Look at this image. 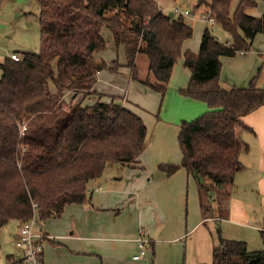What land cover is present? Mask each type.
Returning <instances> with one entry per match:
<instances>
[{
  "label": "trees",
  "instance_id": "obj_1",
  "mask_svg": "<svg viewBox=\"0 0 264 264\" xmlns=\"http://www.w3.org/2000/svg\"><path fill=\"white\" fill-rule=\"evenodd\" d=\"M232 1H195L196 8L206 4L232 41H220L206 26L198 52H184L190 78L181 93L204 102L207 110L180 121V162L158 165L167 175L183 167L193 177L204 218L225 212L229 187L243 169L244 144L237 129L246 127L244 115L264 104V87L256 85V77L247 87L225 88L219 82L220 56L246 52L256 34H264V13L246 12L258 0H237L234 9ZM38 3L40 50L0 63V230L9 220L21 222L35 213L41 223L60 216L66 204L85 203L89 183L107 165H129L143 151V119L122 105L121 97L103 100L94 89L98 71H116L120 64L97 61L94 53L109 42L122 46L131 77L162 100L182 43L193 32L185 16L164 14L154 0ZM140 53L153 79L138 77ZM91 94L98 95L94 103H74L79 95ZM217 235L211 264H264V248L250 250L245 241L223 237L219 229ZM259 235L264 244V229Z\"/></svg>",
  "mask_w": 264,
  "mask_h": 264
},
{
  "label": "crops",
  "instance_id": "obj_2",
  "mask_svg": "<svg viewBox=\"0 0 264 264\" xmlns=\"http://www.w3.org/2000/svg\"><path fill=\"white\" fill-rule=\"evenodd\" d=\"M158 1L169 14L167 11L173 5L185 7L186 0ZM261 2L258 0L256 5L264 11V2ZM196 18L205 24L198 33L199 42L192 35L183 41L181 55L172 68L162 100L160 93L131 77L122 46L110 42L105 49L94 53L97 61L118 60L120 66L116 71L103 69L97 72L94 89L103 95V100H109L110 96L121 97L122 105L143 119L147 127L145 147L129 165L112 164L121 166L115 174L101 175L91 181L85 203L66 204L60 216L40 224L39 230L47 235L43 242L42 264H188L195 244L205 253L204 257L195 256L199 264H211L212 249L218 244L217 229L223 237L243 240L247 246L255 235L260 238L259 231L264 229V104L244 115L242 121L246 127L237 129V136L244 144L239 156L243 169L235 174L229 187L225 212H215L204 218L196 182L185 168L179 167L167 175L158 167L160 163L178 162V158L164 151V143L174 141L180 121L191 120L189 117L197 115L189 114L191 112L198 110L202 114L207 110L204 102L181 93L190 78V69L184 66V52L197 53L206 25L211 27L213 35L217 25L216 22L208 24L199 16ZM222 31L226 36L217 38L230 43L232 36L224 29ZM259 35L264 36L258 33L254 39ZM104 36L110 40L109 32L104 31ZM139 56L135 59L137 68ZM219 59V82L223 87H247L254 77L256 85L264 87L261 64L264 57L257 48L249 49L243 55L236 53ZM141 73L139 75L137 70L139 78L153 79L152 74L149 75L148 60L147 70ZM97 99V94L79 95L74 103L81 101L90 105ZM189 179L195 185L197 205L193 206L194 222L188 231L181 226L182 209L171 221L165 210L153 206V201L164 195L177 198L181 191L184 194V185ZM16 222L15 241L20 221ZM139 237L145 239L146 251L140 258L133 259L138 251ZM15 251L18 257L10 259L9 263L19 259L18 249Z\"/></svg>",
  "mask_w": 264,
  "mask_h": 264
},
{
  "label": "rangeland",
  "instance_id": "obj_3",
  "mask_svg": "<svg viewBox=\"0 0 264 264\" xmlns=\"http://www.w3.org/2000/svg\"><path fill=\"white\" fill-rule=\"evenodd\" d=\"M196 0H186L185 7L192 11V16L186 17V19L192 24L193 34L195 39L198 41V33L201 31V26L203 24L199 21L196 16L200 17L202 10L206 9V4H200L197 8L194 7ZM262 1V0H260ZM264 2V1H262ZM261 2V3H262ZM237 0H233L231 8L234 9ZM263 4V3H262ZM167 12H170L167 11ZM246 12L253 16H261L264 11L261 6L255 5L254 7H249ZM199 14V15H198ZM207 26V25H206ZM210 31L211 27L208 25ZM222 27L217 24L214 26L215 36L224 38L226 34L222 31ZM199 42V41H198ZM110 44V42H109ZM108 44V45H109ZM107 45V46H108ZM257 48L264 57V36L259 35L254 39L253 44L250 49ZM40 50V34H39V3L38 0H0V63L6 58L9 57L11 53H20V52H38ZM139 67L137 68L138 74H142L141 71L147 70V59L146 56L140 53L138 57ZM263 65L264 72V59L261 61ZM1 75V69H0ZM149 75L150 72H149ZM263 81V79H262ZM259 80V82H262ZM258 82V84H260ZM159 105V100H158ZM157 107V106H156ZM196 110L189 114H197L194 117L196 118L200 115V112ZM186 114V113H185ZM186 114L187 116H191ZM190 120V119H188ZM151 127V125H149ZM164 151L169 154V156L178 158V162L170 163H179L181 160V151L178 142V134H176L174 141L164 143ZM180 158V159H179ZM121 166H114L109 164L105 167L103 171L104 175L115 174L116 171H119ZM186 175V172H185ZM184 185V194L179 193L177 198L172 196L164 195L162 199H157L153 201L154 207H160L165 210L168 215L169 220L174 221L177 217L178 210L183 211V217L181 218V226L184 229L189 231V225L193 224V206L197 205V199L195 198V185L191 179L186 180ZM183 194V199L181 201V195ZM166 220V218H165ZM17 220H9L0 230V264H8L10 259L14 260L18 256L15 255V238L14 232L17 230ZM44 221L38 223V227L44 225ZM19 228V227H18ZM18 233V232H17ZM17 239V237H16ZM184 243V239L182 241ZM250 250H259L264 248V244L257 235L254 238L250 239V244L248 245ZM146 251V248H145ZM204 257L205 253L199 251V245H194L191 251V261L189 260L188 264H199V259H195V256Z\"/></svg>",
  "mask_w": 264,
  "mask_h": 264
},
{
  "label": "built area",
  "instance_id": "obj_4",
  "mask_svg": "<svg viewBox=\"0 0 264 264\" xmlns=\"http://www.w3.org/2000/svg\"><path fill=\"white\" fill-rule=\"evenodd\" d=\"M154 1L157 2V6L160 11H162L164 14H167L164 12L160 2L158 0ZM169 13L172 15H183L185 17H190L192 15L189 9L179 5H173L170 8ZM200 18L208 24L215 22V19L211 15V12L208 8L200 14ZM238 53L243 55L245 51L240 50ZM9 57L14 60L19 59L18 53L15 52L11 53ZM24 129L25 126L22 127L21 133ZM38 223L39 220L34 213L30 218L21 221L19 224L18 237L16 239L15 245L19 251L18 260L21 261V264H42L43 242L45 238H47V235L39 230ZM145 243V239L142 237L137 239L138 251L132 256L133 259H138L145 254ZM18 260H15L10 264H20Z\"/></svg>",
  "mask_w": 264,
  "mask_h": 264
},
{
  "label": "water",
  "instance_id": "obj_5",
  "mask_svg": "<svg viewBox=\"0 0 264 264\" xmlns=\"http://www.w3.org/2000/svg\"><path fill=\"white\" fill-rule=\"evenodd\" d=\"M168 15H169V16H172V14H171V13H169Z\"/></svg>",
  "mask_w": 264,
  "mask_h": 264
}]
</instances>
